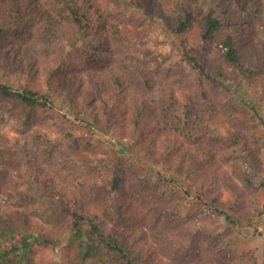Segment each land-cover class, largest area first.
Returning a JSON list of instances; mask_svg holds the SVG:
<instances>
[{"label":"trees","instance_id":"1","mask_svg":"<svg viewBox=\"0 0 264 264\" xmlns=\"http://www.w3.org/2000/svg\"><path fill=\"white\" fill-rule=\"evenodd\" d=\"M104 1L0 0V72L19 82L18 88L0 83V100L12 108L14 104L11 116H0V124L17 133L9 139L0 132V195L27 204L32 197H56L61 213L51 227L23 212L0 221V264H35L40 250H61L65 264H154L161 257L167 264H247L232 260L228 247L242 227H254L261 215L255 198L264 190V177L255 173L250 118L232 98L244 79H264V0H211L205 8L202 0H172L167 14H161L157 0H121L118 5ZM127 12H138L153 23L132 22ZM88 37L94 50L74 47ZM243 43L257 48L256 66L248 62ZM64 56L66 68L83 65L100 71L102 84L96 81L98 74L89 79L84 102H98V115L85 112L84 106L79 109L75 80L73 87L66 85L67 77L59 74ZM58 98L66 101L68 113L86 131L148 150L156 165L179 170L186 154L200 159L186 190L194 188L204 208L201 219H223L225 230L193 235L172 205L162 204L170 187L156 189L165 197L162 203L134 207L127 203L123 184L143 179L136 181L117 165L104 176L101 167L91 175L74 167V161L68 164L65 137L33 128L41 113L55 108ZM108 102L119 111L112 113ZM218 113L233 129L228 145L200 127L205 115ZM231 146L237 163H248L251 170L221 171L218 150ZM41 158L73 171L71 183L77 190L71 197L50 184L39 166ZM26 180L33 185L30 194L21 189ZM216 184L233 195L227 205L218 203ZM107 220L121 229L108 228ZM10 256L14 262L4 263Z\"/></svg>","mask_w":264,"mask_h":264},{"label":"rangeland","instance_id":"2","mask_svg":"<svg viewBox=\"0 0 264 264\" xmlns=\"http://www.w3.org/2000/svg\"><path fill=\"white\" fill-rule=\"evenodd\" d=\"M95 1L98 3L103 0ZM120 1L121 0H105L104 2L118 5L121 3ZM171 1L172 0H157V4L160 5V10H162L161 14H167L165 8H167L168 3ZM210 2L211 0H202V8L208 6ZM147 12L150 13L149 11ZM127 14L133 17L131 19L132 22L138 23L140 21H145L138 12H127ZM145 22H147L148 26L153 23L151 18H148ZM155 27L159 30L158 24L155 25ZM261 30H263L262 27L259 28V31ZM163 34L165 35V32ZM167 37L173 39L171 35ZM64 47L66 50H72L71 45L65 44ZM74 47L79 48L81 51L95 49L89 37L78 40ZM243 51L247 56L248 62L256 66L258 64L257 48L253 47L250 43H243ZM65 59L66 57L64 56L62 58V67L59 74L63 79H65V76L67 77L69 84L66 85H71L73 87L71 83H74L75 80L73 88L79 94V109L84 106L85 112L92 111L98 115V102H94L92 106H88L84 102L89 95L87 91L88 80L96 77L98 74L96 81L102 84L99 77L100 71L97 68L83 65L75 68H66L63 64ZM71 79L73 82H71ZM0 83L9 85L13 88L19 87V82L14 80L10 73L0 72ZM96 87L99 88L100 86L97 84ZM74 99H76L75 96ZM89 101L86 103L89 104ZM232 102L239 108L241 113H246L250 118L251 132L254 135V139L251 141V147L257 153L254 161V167L257 169L255 173H257L258 177H264V127L260 122L261 120L264 121V79L257 76L244 79L237 87ZM244 103H246L248 107ZM11 105L12 104H9L5 100H0V116L5 118L11 116L9 112H11L10 109H14V104L13 108ZM54 107L55 108L52 110L41 113L33 128H42L47 133H57L60 137H65L63 142V144H65L64 152L68 153V155L64 156L67 158L68 164H72L71 161H74V167L79 165L85 170L86 174L91 175L94 174L97 167H101L102 170L99 173L101 174L103 172L104 176L111 173L114 169L113 166L117 165L127 174L132 173L135 175L136 181L140 178L143 179V182L136 183L135 185H129L130 179L125 180L123 184L127 203H131L134 207H139L141 204L148 201L153 202L155 205L162 203L165 197L161 195L158 196L156 189H166L170 187L171 190L166 193L165 203L162 204L170 203L172 205L171 208L176 212L178 218L186 224L193 235L199 234L202 237H206L211 234L216 235L225 230L226 224L223 219L216 222L214 220L201 219L202 217L199 211L204 210V208L201 202L195 199L196 193L194 188H192L191 191L186 190L188 185L193 184V179L190 176H195L193 170L197 167L196 164L201 162L200 159L193 157V160L191 156L186 154L183 159L186 162L183 161V163L178 166L180 168L179 170H172L168 169L167 166L156 165L154 163V156L148 150L138 147L131 148L126 142L114 138L113 136L110 137L103 132H96L93 134L86 131L83 126L78 124V120H73L71 117L73 114L68 113L66 101L58 98L55 101ZM110 107L112 113H117L119 111L114 105H110ZM250 107L253 110H249ZM259 118L261 119L259 120ZM5 124L6 123L0 124V132H6L9 139H14L17 133ZM200 127L206 128L212 134H217L227 145L229 137H231L233 133V129L220 113L210 117L205 115L200 122ZM30 132L32 133L33 131L31 130ZM71 135L73 137H71ZM74 140H77L79 143L78 146H76ZM23 141L24 140H21V144ZM233 148L234 146H231L226 151L222 149L218 150L219 154L217 160L221 171L233 174L236 168L241 167L242 169H250L248 163L245 167L237 163L238 159L233 152ZM66 158H62L63 161H66ZM39 166L43 171L48 173L50 184L52 186L55 184L56 190L60 191L62 195L71 197V194L77 190L75 185L71 183L72 178L70 173L73 171H65V168L59 166L58 163H53L43 158L39 160ZM44 174L45 173H43L42 176ZM165 179L168 180V182ZM30 182V180L25 181L21 187L22 192L31 193L33 185H31ZM157 184H160V187L156 186ZM151 186H154V190ZM215 189L216 194H220L218 203L227 205L228 202L233 199V195L219 184L215 185ZM32 199L34 200L27 204L24 200L15 201L13 199H7L1 194L0 221L8 220L15 213L23 212L28 219L33 221L36 220L47 227L53 226V223L59 219L61 215L58 203L55 200L56 197H51L50 199L45 197L43 200L32 197ZM255 199L262 209L261 215L256 218L255 226L242 227L239 234L234 237L228 247V255L232 260L242 259L247 264H263L264 261V190H259ZM93 210L94 209H91L90 211ZM164 219L165 217H163V220ZM101 220H105V218L101 216ZM106 224L108 228L115 227L118 230L121 229V227L116 226L109 220L106 221ZM67 237L68 236H65L60 240L63 245H65ZM1 244L2 241H0V245ZM134 245L139 244L135 242ZM34 257L36 260L35 264H65V259L62 256L61 250H56L55 252L40 250L36 252ZM40 257H42V259H40ZM14 259L15 258L12 256H10V258L7 257L4 263H6V261H8L7 263H12ZM161 259L162 260H155L154 264H167L165 258L161 257Z\"/></svg>","mask_w":264,"mask_h":264}]
</instances>
